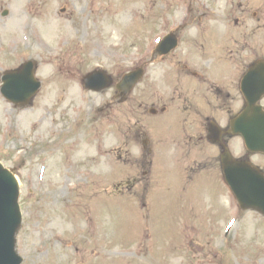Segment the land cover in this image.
I'll list each match as a JSON object with an SVG mask.
<instances>
[{"label": "rangeland", "instance_id": "obj_1", "mask_svg": "<svg viewBox=\"0 0 264 264\" xmlns=\"http://www.w3.org/2000/svg\"><path fill=\"white\" fill-rule=\"evenodd\" d=\"M108 3V0L104 2ZM110 3L120 9V16L106 18L104 27L100 24L97 29L91 26L88 34L83 35L84 13L79 10V5L85 6L86 0H0V14L3 9L8 10L7 16L0 15V74L23 60L34 58L39 63L37 75L42 81L39 93L26 108H15L0 95V161L14 169L20 184L22 224L18 252L23 258L22 264H119L118 251L121 248L132 251L136 248L132 241H139L146 234L147 240L141 245L144 249L147 244L162 251L174 247L182 255L169 258V264H264V217L256 211L240 209L220 177L215 176L220 175L214 160L217 149L206 145L201 155L191 153L185 162L182 160L180 169L185 172V179L180 185L188 184L183 190L178 182L176 187L171 185L170 171L174 162L171 166L166 161L171 158V148L180 136L172 132L168 140L157 143L165 138L161 134L169 132L161 126L174 124L173 117L165 120L155 117L163 122L160 128L153 126L160 132L159 136L153 134L151 122L159 124L160 121L151 117L145 116L138 126L134 125L133 93L125 102L112 107L110 112L116 116L111 120L104 117L100 124L98 114L91 120H86V116L83 118L82 113L78 115L86 98L89 97V103L93 105L101 97L81 94L77 79L95 66L112 72L119 63L118 70H124L137 56L130 30L133 2L111 0ZM66 5L73 16L59 17V10ZM137 6L144 8L142 2ZM32 7L38 12L35 13ZM114 21L121 26L115 25ZM90 24L87 22L86 26ZM45 27L51 30L47 31ZM159 30L155 24L148 27L149 34ZM140 41H137L140 42L138 55L147 49L142 43L143 37ZM69 51L76 59L67 57ZM51 58L53 66L45 67ZM58 63L68 64L63 68H69V77L61 70L56 72ZM234 93L237 96V86ZM111 94L113 88L106 89L102 95L109 97ZM56 124L69 127L70 135L75 137L76 145L62 144L63 155L55 154L52 139ZM96 125L100 126L97 128ZM138 130L139 140L131 136ZM144 132L155 153L153 160L147 159L142 164L139 163L142 148L147 147ZM119 141L128 143L121 151L117 145ZM230 143L234 155L241 157L244 154L242 140L240 144L238 138L232 137ZM156 148H159L160 159L155 158ZM120 152L122 159L118 158ZM67 157L77 162H95L105 175V195L99 194L98 183L74 194L81 203L87 200L94 205L84 212L77 209V218L72 214L74 211H66L62 204L55 202L57 191H69L65 187L59 188L63 184L59 178L75 175L74 170L67 171ZM250 159L264 170V156L254 155ZM197 160L201 166L193 172L190 168L195 169L193 163ZM189 176L198 181L190 183ZM133 179L136 181L132 189L144 191L143 194L118 200V195L126 189L123 181ZM190 189L194 192L189 193ZM196 193L201 196L199 205L194 200ZM187 197L191 198L190 202ZM128 200H132L131 203ZM231 218L235 221L225 230V223ZM60 232L70 234L71 246L61 242ZM80 236L87 246L76 240ZM121 238L129 243L119 244ZM194 245L199 251L195 252Z\"/></svg>", "mask_w": 264, "mask_h": 264}, {"label": "water", "instance_id": "obj_2", "mask_svg": "<svg viewBox=\"0 0 264 264\" xmlns=\"http://www.w3.org/2000/svg\"><path fill=\"white\" fill-rule=\"evenodd\" d=\"M26 88H28L27 83L22 78V76H18L15 78L14 82L8 87L5 94L14 100L23 99L22 92ZM255 134H260V129H258ZM258 148L262 149L263 147ZM227 178L229 182L238 190L240 199L245 202L244 205H247L246 197L248 195L254 194V189L245 179L240 177L235 171L229 172L227 174ZM15 200V183L7 172H2L0 170V227H5L7 231L9 230V227L15 225V223L17 225L19 222L16 213ZM254 204L260 205L261 203L257 202ZM13 264H17V261Z\"/></svg>", "mask_w": 264, "mask_h": 264}]
</instances>
